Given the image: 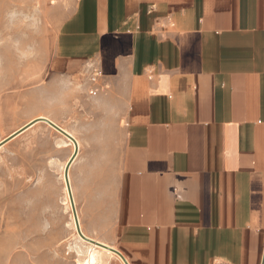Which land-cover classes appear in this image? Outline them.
Instances as JSON below:
<instances>
[{
  "label": "crops",
  "instance_id": "obj_1",
  "mask_svg": "<svg viewBox=\"0 0 264 264\" xmlns=\"http://www.w3.org/2000/svg\"><path fill=\"white\" fill-rule=\"evenodd\" d=\"M42 78L31 119L90 133L84 236L128 264H264V0H75Z\"/></svg>",
  "mask_w": 264,
  "mask_h": 264
},
{
  "label": "rangeland",
  "instance_id": "obj_2",
  "mask_svg": "<svg viewBox=\"0 0 264 264\" xmlns=\"http://www.w3.org/2000/svg\"><path fill=\"white\" fill-rule=\"evenodd\" d=\"M74 1L0 0V141L31 119L36 106H26L25 91L43 79L56 27ZM59 123L79 148L46 124L0 147V264H80L87 256L64 204L62 174L73 186L90 133L78 117ZM102 257L99 264H122Z\"/></svg>",
  "mask_w": 264,
  "mask_h": 264
},
{
  "label": "water",
  "instance_id": "obj_3",
  "mask_svg": "<svg viewBox=\"0 0 264 264\" xmlns=\"http://www.w3.org/2000/svg\"><path fill=\"white\" fill-rule=\"evenodd\" d=\"M38 121H42V122H45L48 126H50L51 128L55 129L56 131H58L60 134H62L64 137L72 140L74 143H75V140L74 138L69 134L67 133L66 131H64L63 129H61L60 127H58L57 125H55L54 123H52L51 121H49L48 119H45V118H38L36 120H33L31 121L30 123L26 124L25 126H23L22 128H20L19 130L13 132L12 134H10L9 136L5 137L1 142H0V147L5 144L8 140H10L11 138H13L14 136H16L17 134H19L20 132H22L23 130L27 129L28 127H30L31 125H33L34 123L38 122ZM76 144V143H75ZM77 146V145H76ZM77 154V148L73 154V156L71 157L70 161H69V164L73 161V159L75 158ZM68 164V165H69ZM68 167V166H67ZM66 173V172H65ZM67 175V173H66ZM67 188H68V192H69V198H70V203H71V210H72V213H73V216H74V220H75V228H76V231H77V234L79 235V237L81 239H83L85 242L87 243H90V244H93L97 247H100V248H104L108 251H110L111 253H113L114 255L116 256H119L123 263L124 264H128V262L125 260V258L123 257V255L116 249L110 247V246H107L105 244H102V243H99L97 241H94L86 236H84L80 230V227H79V223H78V219H77V215H76V210H75V205H74V201H73V196H72V193H71V190H70V185H69V182L67 180Z\"/></svg>",
  "mask_w": 264,
  "mask_h": 264
},
{
  "label": "bare ground",
  "instance_id": "obj_4",
  "mask_svg": "<svg viewBox=\"0 0 264 264\" xmlns=\"http://www.w3.org/2000/svg\"><path fill=\"white\" fill-rule=\"evenodd\" d=\"M38 118H41V117H36V118H34V119H32V120H30L29 122H27L26 124H28V123H30L31 121H33V120H36V119H38ZM25 124V125H26ZM25 125H23V126H25ZM22 126V127H23ZM22 127H20V128H22ZM19 128V129H20ZM18 129V130H19ZM64 131H66V130H64ZM67 132V131H66ZM67 133H69V132H67ZM70 134V133H69ZM73 138H74V140H75V143L72 141V140H70V139H68V138H66L72 145H77L78 146V148H79V143H78V141H77V139L72 135V134H70ZM3 140V139H2ZM1 140V141H2ZM0 141V142H1ZM64 165V164H63ZM69 168V167H68ZM67 172V171H66ZM61 178V177H60ZM62 180H63V183H64V191H65V202H64V204L67 206V208L69 209V211H70V217H71V223H72V227H73V229H74V231L76 232V235H77V237H78V239L80 240V241H84L83 239H81L80 237H79V235L77 234V231H76V228H75V220H74V216H73V213H72V210H71V203H70V198H69V192H68V188H67V180H68V182H69V184H70V190H71V193H72V186H71V183H70V177H69V173L67 172V175H66V173L63 175L62 174ZM74 200V199H73ZM65 206V207H66ZM78 217V216H77ZM22 237H23V235H22ZM85 242V241H84ZM87 243V242H86ZM89 245H88V249H87V256H86V258L82 261V262H80V264H99V263H101L102 262V256L104 255V254H109L110 256H112V255H114L113 253H111L110 251H108V250H106V249H104V248H100V247H97V246H95V245H93V244H90V243H88ZM116 256V255H115ZM121 262H122V264H124L123 263V261H122V259L119 257V256H116ZM83 259V258H82ZM117 259V260H118ZM126 260V259H125ZM78 261V260H77Z\"/></svg>",
  "mask_w": 264,
  "mask_h": 264
},
{
  "label": "built area",
  "instance_id": "obj_5",
  "mask_svg": "<svg viewBox=\"0 0 264 264\" xmlns=\"http://www.w3.org/2000/svg\"><path fill=\"white\" fill-rule=\"evenodd\" d=\"M89 69L91 70L89 76V82L92 84L91 88L89 89V94H94L96 89L95 85L98 83V78L100 77V70L94 66H90Z\"/></svg>",
  "mask_w": 264,
  "mask_h": 264
}]
</instances>
